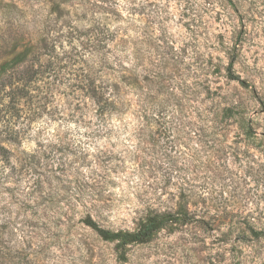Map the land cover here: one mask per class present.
I'll use <instances>...</instances> for the list:
<instances>
[{"label":"rangeland","instance_id":"obj_1","mask_svg":"<svg viewBox=\"0 0 264 264\" xmlns=\"http://www.w3.org/2000/svg\"><path fill=\"white\" fill-rule=\"evenodd\" d=\"M14 56L0 264H264V0H0Z\"/></svg>","mask_w":264,"mask_h":264},{"label":"trees","instance_id":"obj_2","mask_svg":"<svg viewBox=\"0 0 264 264\" xmlns=\"http://www.w3.org/2000/svg\"><path fill=\"white\" fill-rule=\"evenodd\" d=\"M27 57V56H26ZM26 59V58H25ZM35 58L32 59V61ZM25 61V60H24ZM23 61V62H24ZM22 63L21 58L17 56L10 60L3 62L0 65V101L6 99V108L9 112L17 111L20 103L25 100L29 94V85L36 78V71L33 69V65L29 64L19 69ZM7 66H11L7 68ZM228 75L233 80H238L236 76H233L231 72V66L228 69ZM94 97L98 109L97 112L103 115L108 112L114 105L113 101L109 98H104V93L99 89L94 92ZM4 140H0V159L8 160L9 150L2 144L1 141L7 143H14L17 139V135L12 128L6 126ZM2 133V131H1ZM84 224L94 230L99 237L104 240H114L121 237H127L129 241L144 243L147 242L150 236L163 226V222L156 217L151 218L144 226L133 234H121L119 232H112L107 229L99 227L91 218H86ZM251 234L254 238H259L262 235L258 232L251 230Z\"/></svg>","mask_w":264,"mask_h":264}]
</instances>
